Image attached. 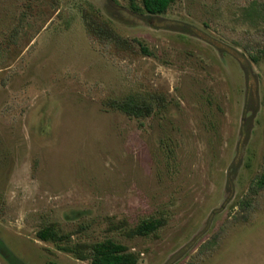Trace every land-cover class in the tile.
I'll use <instances>...</instances> for the list:
<instances>
[{
    "label": "rangeland",
    "instance_id": "1",
    "mask_svg": "<svg viewBox=\"0 0 264 264\" xmlns=\"http://www.w3.org/2000/svg\"><path fill=\"white\" fill-rule=\"evenodd\" d=\"M128 6L0 0V264H90L50 225L139 264H264V0Z\"/></svg>",
    "mask_w": 264,
    "mask_h": 264
},
{
    "label": "trees",
    "instance_id": "2",
    "mask_svg": "<svg viewBox=\"0 0 264 264\" xmlns=\"http://www.w3.org/2000/svg\"><path fill=\"white\" fill-rule=\"evenodd\" d=\"M179 0H141L138 3L136 0H129L128 9L138 16H162L165 15L169 8ZM144 53H149L146 47H142ZM111 105L126 113L131 117L149 116L151 112L163 110L166 108V102L162 98H142L140 96L129 95L122 99H115ZM260 185H263L261 182ZM245 206H250L247 203ZM163 226V221L149 218L140 222L136 228L131 231L130 236L147 237L156 232ZM37 237L43 242H51L57 245L62 252L72 254L80 261H89L90 264H139L140 256L118 242L111 239H106L95 244L74 243L72 236L69 234H61L55 225L45 226L37 233ZM3 244H0L2 250ZM4 253L8 252L3 249ZM8 254V253H7ZM7 258L9 254L6 255ZM11 262V260H10ZM47 264H57L53 261Z\"/></svg>",
    "mask_w": 264,
    "mask_h": 264
}]
</instances>
